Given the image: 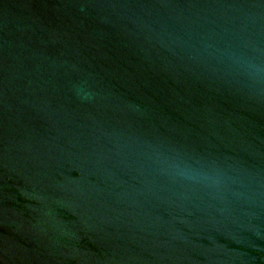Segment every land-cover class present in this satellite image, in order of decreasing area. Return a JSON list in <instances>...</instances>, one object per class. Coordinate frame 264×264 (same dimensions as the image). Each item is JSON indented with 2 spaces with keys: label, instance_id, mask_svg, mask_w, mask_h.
<instances>
[{
  "label": "water",
  "instance_id": "water-1",
  "mask_svg": "<svg viewBox=\"0 0 264 264\" xmlns=\"http://www.w3.org/2000/svg\"><path fill=\"white\" fill-rule=\"evenodd\" d=\"M0 264H264V0H0Z\"/></svg>",
  "mask_w": 264,
  "mask_h": 264
}]
</instances>
